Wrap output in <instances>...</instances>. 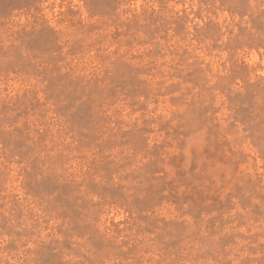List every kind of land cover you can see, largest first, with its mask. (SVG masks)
I'll use <instances>...</instances> for the list:
<instances>
[{"label":"rangeland","instance_id":"obj_1","mask_svg":"<svg viewBox=\"0 0 264 264\" xmlns=\"http://www.w3.org/2000/svg\"><path fill=\"white\" fill-rule=\"evenodd\" d=\"M0 264H264V0H0Z\"/></svg>","mask_w":264,"mask_h":264}]
</instances>
